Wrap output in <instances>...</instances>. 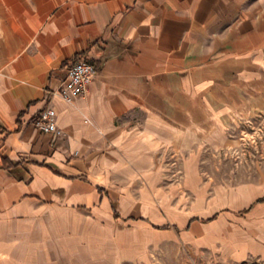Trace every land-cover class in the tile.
<instances>
[{"label": "crops", "instance_id": "crops-1", "mask_svg": "<svg viewBox=\"0 0 264 264\" xmlns=\"http://www.w3.org/2000/svg\"><path fill=\"white\" fill-rule=\"evenodd\" d=\"M260 112L264 0H0V264H264V183L212 191L200 159Z\"/></svg>", "mask_w": 264, "mask_h": 264}, {"label": "rangeland", "instance_id": "rangeland-1", "mask_svg": "<svg viewBox=\"0 0 264 264\" xmlns=\"http://www.w3.org/2000/svg\"><path fill=\"white\" fill-rule=\"evenodd\" d=\"M225 144L205 149L201 174L211 190L264 183V112L232 125ZM146 264H230L211 252L192 253L184 246L151 250Z\"/></svg>", "mask_w": 264, "mask_h": 264}, {"label": "built area", "instance_id": "built-area-1", "mask_svg": "<svg viewBox=\"0 0 264 264\" xmlns=\"http://www.w3.org/2000/svg\"><path fill=\"white\" fill-rule=\"evenodd\" d=\"M96 74L95 65L85 58H80L67 70L58 94L64 101L72 102L75 98L83 96L87 92ZM36 126L45 134L56 136L63 134L58 127L57 113L53 107H48L40 114Z\"/></svg>", "mask_w": 264, "mask_h": 264}, {"label": "trees", "instance_id": "trees-1", "mask_svg": "<svg viewBox=\"0 0 264 264\" xmlns=\"http://www.w3.org/2000/svg\"><path fill=\"white\" fill-rule=\"evenodd\" d=\"M264 201V199H262V200H259V202H263Z\"/></svg>", "mask_w": 264, "mask_h": 264}]
</instances>
